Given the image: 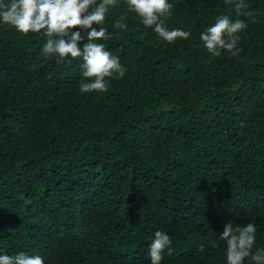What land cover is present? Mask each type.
<instances>
[{"label": "trees", "instance_id": "1", "mask_svg": "<svg viewBox=\"0 0 264 264\" xmlns=\"http://www.w3.org/2000/svg\"><path fill=\"white\" fill-rule=\"evenodd\" d=\"M245 2L251 17L169 0L167 26L191 35L168 43L133 14L115 29L119 0L103 42L127 71L106 92L81 93V58H45L47 38L0 22V255L151 264L160 230L162 264H226L228 221L254 222L264 248V0ZM222 14L247 24L235 56L199 39Z\"/></svg>", "mask_w": 264, "mask_h": 264}, {"label": "clouds", "instance_id": "2", "mask_svg": "<svg viewBox=\"0 0 264 264\" xmlns=\"http://www.w3.org/2000/svg\"><path fill=\"white\" fill-rule=\"evenodd\" d=\"M237 17L242 14L251 17L245 0H225ZM124 11L114 24L115 29L127 31L129 14L138 17L146 28H152L164 41L175 43L187 40L191 33L181 28L169 29L167 20L173 15V4L169 0H124ZM119 0H0V22L17 32L27 35L34 33L47 38L41 49L45 58L57 57L63 62L69 56L81 58V93L106 92L110 79H122L127 69L120 58L106 47L103 41L110 40L113 33L105 27L110 9L118 7ZM247 28L243 19H233L222 14L215 23L201 32L199 39L209 53L220 56L223 50L237 55L238 33ZM257 226L225 223L219 239L226 244V264H264V248L254 251ZM172 239L164 231L157 230L149 245L151 264H162L163 253L171 250ZM205 246L200 245L203 252ZM0 264H45L40 255L20 252L16 255H0Z\"/></svg>", "mask_w": 264, "mask_h": 264}]
</instances>
